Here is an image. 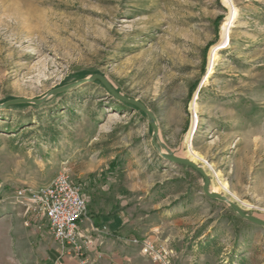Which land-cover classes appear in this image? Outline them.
I'll return each instance as SVG.
<instances>
[{
	"label": "rangeland",
	"instance_id": "1",
	"mask_svg": "<svg viewBox=\"0 0 264 264\" xmlns=\"http://www.w3.org/2000/svg\"><path fill=\"white\" fill-rule=\"evenodd\" d=\"M97 74L149 109L163 152L264 220V0H0V104ZM152 134L98 79L0 106V219L21 221L26 246L37 217L15 191L64 170L87 213L118 215L102 246L124 264H264V227Z\"/></svg>",
	"mask_w": 264,
	"mask_h": 264
},
{
	"label": "built area",
	"instance_id": "2",
	"mask_svg": "<svg viewBox=\"0 0 264 264\" xmlns=\"http://www.w3.org/2000/svg\"><path fill=\"white\" fill-rule=\"evenodd\" d=\"M15 194L24 209L34 210L37 219L47 223L49 234L57 242L62 256H74L77 264H91L88 258L91 251L98 258L102 257L103 252L99 248L108 229L105 224L82 227L81 221L87 215L86 196L82 185L73 181L64 170L54 175L49 183L29 191L28 196L24 189L16 190ZM132 241L146 256L161 257L160 262L167 258L168 250L163 246L157 250L151 241L136 237ZM52 264L60 263L56 261Z\"/></svg>",
	"mask_w": 264,
	"mask_h": 264
},
{
	"label": "crops",
	"instance_id": "3",
	"mask_svg": "<svg viewBox=\"0 0 264 264\" xmlns=\"http://www.w3.org/2000/svg\"><path fill=\"white\" fill-rule=\"evenodd\" d=\"M116 216L118 215L108 216L102 212L99 213V210H91L89 207L81 225L86 228L104 222L115 229L114 227L119 224V221L112 217ZM35 223L36 225L31 228L30 237H27L25 246L21 221L15 223L8 219H0V264H28L26 260L29 264H52L56 261L60 264H77L74 256H62L59 253V246L51 238L44 220L37 219ZM40 223L42 225L39 229ZM99 249L103 252L102 257L98 258L93 251L88 255L91 264H124L116 257L118 251H109L102 244ZM130 258L128 257V259Z\"/></svg>",
	"mask_w": 264,
	"mask_h": 264
},
{
	"label": "water",
	"instance_id": "4",
	"mask_svg": "<svg viewBox=\"0 0 264 264\" xmlns=\"http://www.w3.org/2000/svg\"><path fill=\"white\" fill-rule=\"evenodd\" d=\"M97 79L101 82L102 85H104V87L107 89L108 93L111 96L113 95L118 100H121V101L126 102V103H130V104L136 106L137 108H139L142 112H144L147 115L149 123H150V125H151V127L153 129L152 143L156 146L157 150L160 152V155L164 159H166L167 161H169L171 163H174V164L176 163V164H181V165H185V166H188V167H192L194 170H196L198 173H200L202 175V177H203V184L201 186L203 194L207 195L210 198L218 199L220 201L223 200V201L229 203L231 208H233L236 211V213H238V215L240 217H243V218H245L246 220H248L250 222H254L257 225H260V226L264 227V220L263 219H261L259 217H256L254 215H249V214L245 213L238 204L232 202L223 193L212 191L208 187L209 186V181H210L209 174L206 173L204 171V169L199 164L194 162L192 159H189V158H186V157H181V156H178L176 154L174 155L170 151L163 152L161 150V147L158 146V144H156V142L154 141L155 138L157 137V134H158V129H157V126H156L155 120H154V115L149 111V109L144 104H142L137 99L130 98V97H125L123 95H120L113 88V86H111L107 82V80L101 74L92 75L90 78H82L81 80L73 81V82L67 83L66 85L52 88V90H50L42 98H37V99H32V98H28V97L15 98V99L7 100L6 102H4V104H0V106L3 107V106H7L8 104L22 103V102H31V103H34V104L37 105V104L42 103V101L46 97L52 95L53 93L64 92V91H67V89L75 87V85L82 84L83 82H87V81L97 80Z\"/></svg>",
	"mask_w": 264,
	"mask_h": 264
},
{
	"label": "bare ground",
	"instance_id": "5",
	"mask_svg": "<svg viewBox=\"0 0 264 264\" xmlns=\"http://www.w3.org/2000/svg\"><path fill=\"white\" fill-rule=\"evenodd\" d=\"M230 24V21L229 20H226V22H225V24H224V28H226L228 25ZM216 48L212 51V56H214L215 55V53H216ZM195 162V161H194ZM206 172V171H205ZM212 191H215V190H212ZM217 192V191H216Z\"/></svg>",
	"mask_w": 264,
	"mask_h": 264
}]
</instances>
